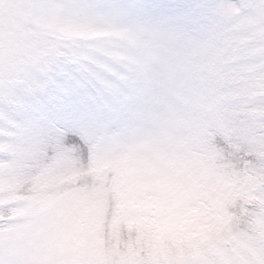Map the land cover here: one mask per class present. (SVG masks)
<instances>
[{"label": "rangeland", "instance_id": "1", "mask_svg": "<svg viewBox=\"0 0 264 264\" xmlns=\"http://www.w3.org/2000/svg\"><path fill=\"white\" fill-rule=\"evenodd\" d=\"M241 12L264 0H0V264H264Z\"/></svg>", "mask_w": 264, "mask_h": 264}, {"label": "clouds", "instance_id": "2", "mask_svg": "<svg viewBox=\"0 0 264 264\" xmlns=\"http://www.w3.org/2000/svg\"><path fill=\"white\" fill-rule=\"evenodd\" d=\"M246 13L241 12L225 23L229 33L230 55L240 64L227 61L226 72L243 73L242 78L248 74L258 75L264 80V22L252 23L246 18Z\"/></svg>", "mask_w": 264, "mask_h": 264}]
</instances>
